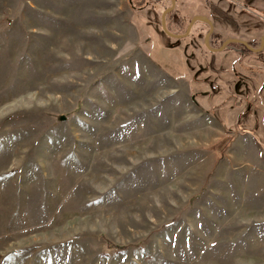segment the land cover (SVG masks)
<instances>
[{
	"label": "rangeland",
	"instance_id": "obj_1",
	"mask_svg": "<svg viewBox=\"0 0 264 264\" xmlns=\"http://www.w3.org/2000/svg\"><path fill=\"white\" fill-rule=\"evenodd\" d=\"M170 3L0 0V264H264V48ZM196 14L260 46L264 0Z\"/></svg>",
	"mask_w": 264,
	"mask_h": 264
},
{
	"label": "water",
	"instance_id": "obj_2",
	"mask_svg": "<svg viewBox=\"0 0 264 264\" xmlns=\"http://www.w3.org/2000/svg\"><path fill=\"white\" fill-rule=\"evenodd\" d=\"M171 3H172L171 6L168 7L167 9H165V10L163 11V13H162V27H163V30L165 31V33H166L167 35L173 37V38H183V37L188 36L189 33H190V31H191V29H192V27H193V25H194V23L197 22V21H203V22H206V23L210 26V29H209L208 33L206 34L205 44H206V46H207L209 49H211V50H213V51H222V50L227 46V44H229V43H231V42H241V43H243L245 46H247L249 49H251V51H254V52H260V51H262L263 48H264V34H263V36H262V39H261V45H260L259 48H253V47L249 46V44H248L246 41H244V40H240V39H227V40H226V41H225V42H224L219 48H212V47L210 46V44H209V37H210L211 32L213 31V23H212V21H211L207 16H205V15H195V16L191 19V21H190V23H189V25H188V27H187L185 33H183V34H176V33H173V32H171V31L167 28V24H166V16H167V14H168L169 12H171V11L175 8L176 0H171Z\"/></svg>",
	"mask_w": 264,
	"mask_h": 264
},
{
	"label": "flooded vegetation",
	"instance_id": "obj_3",
	"mask_svg": "<svg viewBox=\"0 0 264 264\" xmlns=\"http://www.w3.org/2000/svg\"><path fill=\"white\" fill-rule=\"evenodd\" d=\"M170 2H171V0H170ZM171 4L172 3H170V6H171ZM176 4H177V0H176ZM176 4H175V8H176ZM169 6V7H170ZM168 8V7H167ZM166 8V9H167ZM174 8V9H175ZM173 9V10H174ZM172 10V11H173ZM171 11V12H172ZM171 12H169V13H171ZM163 13V12H162ZM169 13L167 14V16H166V24H167V28L169 29V26H168V15H169ZM196 15H205V14H196ZM195 16V15H194ZM193 16V17H194ZM205 16H207V15H205ZM192 17V18H193ZM208 17V16H207ZM191 18V19H192ZM209 18V17H208ZM210 19V18H209ZM211 20V19H210ZM191 21V20H190ZM190 21L188 22V25H189V23H190ZM212 21V20H211ZM201 22H203V21H201ZM173 25H175V26H177L178 24H179V22H177V21H173V22H171ZM198 23V21L197 22H195L194 23V25H193V27H192V29H191V31H190V33H189V35H191V33L193 32V29L195 28V26H196V24ZM204 24H206L207 26H208V30H207V32H206V34L208 33V31H209V29H210V26L206 23V22H203ZM213 23V22H212ZM188 25L185 27V30L182 32V33H180V34H183V33H185V31H186V29H187V27H188ZM161 26H162V15H161ZM162 29H163V27H162ZM171 32H173L171 29H169ZM164 31V30H163ZM165 32V31H164ZM173 33H175V32H173ZM176 34H179V33H176ZM206 34H205V38H206ZM214 23H213V31L211 32V34H210V37H209V44H210V46L212 47V48H219L227 39H225L223 42H221L218 46H217V38H215V36H214ZM188 35V36H189ZM171 37V36H170ZM187 37V36H186ZM184 38V37H183ZM205 38H204V43H205ZM240 40H243V39H240ZM245 41V40H244ZM247 42V41H246ZM248 43V42H247ZM249 44V43H248ZM206 45V44H205ZM241 46V48L240 47H237L236 49H240V50H242V51H247V52H254V51H251V49H249L247 46H245L243 43H241V42H231V43H229V44H227V46L225 47V48H227V47H229V46H231V47H234V46ZM260 45H261V43H260ZM249 46H251V47H253L252 45H250L249 44ZM207 47V46H206ZM260 47V46H259ZM258 47V48H259ZM208 48V47H207ZM224 48V49H225ZM253 48H255V47H253ZM209 49V48H208ZM223 49V50H224ZM235 49V48H234ZM211 50V49H210ZM211 51H213V50H211ZM214 52H219V51H214ZM261 52V51H260Z\"/></svg>",
	"mask_w": 264,
	"mask_h": 264
},
{
	"label": "trees",
	"instance_id": "obj_4",
	"mask_svg": "<svg viewBox=\"0 0 264 264\" xmlns=\"http://www.w3.org/2000/svg\"><path fill=\"white\" fill-rule=\"evenodd\" d=\"M107 242H108L109 247H111V248L115 247V245H113L110 241H107Z\"/></svg>",
	"mask_w": 264,
	"mask_h": 264
}]
</instances>
